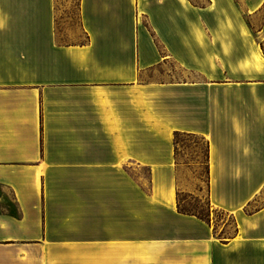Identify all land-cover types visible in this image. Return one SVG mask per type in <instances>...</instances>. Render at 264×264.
Wrapping results in <instances>:
<instances>
[{"label": "crops", "instance_id": "0c3cea01", "mask_svg": "<svg viewBox=\"0 0 264 264\" xmlns=\"http://www.w3.org/2000/svg\"><path fill=\"white\" fill-rule=\"evenodd\" d=\"M65 2L0 0V264H264V0H79L73 42Z\"/></svg>", "mask_w": 264, "mask_h": 264}, {"label": "rangeland", "instance_id": "374dc122", "mask_svg": "<svg viewBox=\"0 0 264 264\" xmlns=\"http://www.w3.org/2000/svg\"><path fill=\"white\" fill-rule=\"evenodd\" d=\"M61 8V17L58 22L59 29H67L71 32L70 40L73 42L82 37L77 31L81 29L79 17V0H66ZM65 7V8H64ZM63 8V9H62ZM264 12V11H263ZM252 27L261 25L260 18L250 19ZM177 160L180 164L178 172L182 186L194 188L196 192L189 194L182 192L180 195L181 209L211 220L214 223V229L218 236L228 238L233 235L235 223L233 218L226 212L212 208L208 204L206 194L207 184V144L197 136L180 135L177 144ZM137 175L145 178L147 181L148 172L140 169ZM201 188V190H200ZM201 191V192H200Z\"/></svg>", "mask_w": 264, "mask_h": 264}, {"label": "trees", "instance_id": "16d2710c", "mask_svg": "<svg viewBox=\"0 0 264 264\" xmlns=\"http://www.w3.org/2000/svg\"><path fill=\"white\" fill-rule=\"evenodd\" d=\"M180 135H181L180 133H175L174 143H175L176 151H177L178 138H179ZM207 160H208V154H207ZM207 163H208V162H207ZM181 211L184 212V213H188V211L183 210V209H181ZM197 216H198V215H197ZM199 217L202 218V219H204V220H206L205 218H203V217H201V216H199ZM207 220H208V219H207Z\"/></svg>", "mask_w": 264, "mask_h": 264}]
</instances>
